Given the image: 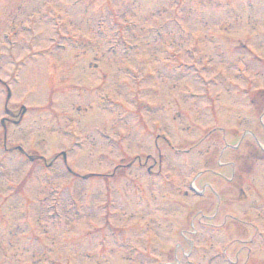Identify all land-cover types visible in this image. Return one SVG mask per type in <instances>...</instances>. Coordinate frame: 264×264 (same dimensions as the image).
<instances>
[{"label": "rangeland", "instance_id": "1", "mask_svg": "<svg viewBox=\"0 0 264 264\" xmlns=\"http://www.w3.org/2000/svg\"><path fill=\"white\" fill-rule=\"evenodd\" d=\"M0 138V264H264V0H0Z\"/></svg>", "mask_w": 264, "mask_h": 264}]
</instances>
